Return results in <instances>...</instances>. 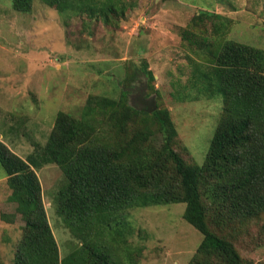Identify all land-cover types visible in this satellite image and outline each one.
I'll list each match as a JSON object with an SVG mask.
<instances>
[{
	"label": "rangeland",
	"instance_id": "374dc122",
	"mask_svg": "<svg viewBox=\"0 0 264 264\" xmlns=\"http://www.w3.org/2000/svg\"><path fill=\"white\" fill-rule=\"evenodd\" d=\"M66 2L63 12L42 0H33L29 12H18L12 0H0V140L24 159L37 156L58 112L80 118L89 97H105L137 110L118 137L134 138L156 154L161 140L155 124L137 114L149 113L141 95L146 102L153 98L155 110L169 111L174 150L187 164L201 166L223 107L208 51L233 41L264 52V0ZM111 3L115 10L118 6L116 12L109 9ZM94 111L102 140L113 137L108 126H99L102 115ZM165 166L166 180L178 186L172 167ZM35 171L61 259L78 244L55 210V197L68 179L55 164ZM224 184L207 174L202 180L208 229L230 242L247 264H264V206L255 213L239 212L234 195L222 192ZM10 193L0 167V264L14 263L25 231ZM184 210L182 202L128 210L115 226L119 236L110 235V229L103 235L115 264H190L195 259L196 264H224L214 256H196L203 236L184 219Z\"/></svg>",
	"mask_w": 264,
	"mask_h": 264
},
{
	"label": "trees",
	"instance_id": "16d2710c",
	"mask_svg": "<svg viewBox=\"0 0 264 264\" xmlns=\"http://www.w3.org/2000/svg\"><path fill=\"white\" fill-rule=\"evenodd\" d=\"M32 1L12 0L13 8L29 12ZM42 1L60 12L68 3ZM109 9L116 12L119 8L115 10L111 3ZM206 61L211 64L209 72L216 80L223 107L201 166L187 164L174 150L176 130L167 109L137 113L149 116L155 124L161 140L155 154L151 146L147 150L134 138L122 141L118 137L128 129L131 111L137 110L122 100L105 97H89L80 118L58 112L37 156L24 159L0 140V167L11 191L9 200L18 206L25 228L13 264H115L112 247L103 236L107 230L117 236L115 226L119 228L132 208L173 202L185 204L184 219L203 236L197 257L214 256L224 264L248 263L230 242L209 231L200 186L206 174L222 181V192L234 195L239 212L244 214L264 206V52L225 41L218 51L209 49ZM95 109L102 115L99 126H108L113 137L102 140ZM48 163L57 165L68 179L55 197V210L78 241L61 259L46 223L42 187L35 171ZM167 164L178 178L176 187L161 171V165L166 168ZM174 178L169 176V180ZM123 248L127 252L125 245ZM196 263L195 259L190 264Z\"/></svg>",
	"mask_w": 264,
	"mask_h": 264
},
{
	"label": "water",
	"instance_id": "95a60500",
	"mask_svg": "<svg viewBox=\"0 0 264 264\" xmlns=\"http://www.w3.org/2000/svg\"><path fill=\"white\" fill-rule=\"evenodd\" d=\"M139 101L143 104H146L147 105V111L149 113L153 112L155 110V104H154V100L153 98L150 100V101H144L142 98H141V95L138 97Z\"/></svg>",
	"mask_w": 264,
	"mask_h": 264
},
{
	"label": "crops",
	"instance_id": "0c3cea01",
	"mask_svg": "<svg viewBox=\"0 0 264 264\" xmlns=\"http://www.w3.org/2000/svg\"><path fill=\"white\" fill-rule=\"evenodd\" d=\"M0 138L2 139V135H0ZM24 158V157H23Z\"/></svg>",
	"mask_w": 264,
	"mask_h": 264
}]
</instances>
